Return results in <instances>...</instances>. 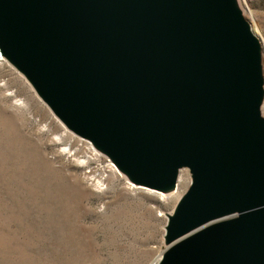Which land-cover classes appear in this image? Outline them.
I'll return each mask as SVG.
<instances>
[{
  "label": "water",
  "instance_id": "1",
  "mask_svg": "<svg viewBox=\"0 0 264 264\" xmlns=\"http://www.w3.org/2000/svg\"><path fill=\"white\" fill-rule=\"evenodd\" d=\"M251 30L228 0H0V51L72 134L134 185L189 170L161 264H264Z\"/></svg>",
  "mask_w": 264,
  "mask_h": 264
},
{
  "label": "rangeland",
  "instance_id": "2",
  "mask_svg": "<svg viewBox=\"0 0 264 264\" xmlns=\"http://www.w3.org/2000/svg\"><path fill=\"white\" fill-rule=\"evenodd\" d=\"M228 1L264 56V0ZM10 66L0 63V264H157L189 170L173 201L110 176L108 160L66 132Z\"/></svg>",
  "mask_w": 264,
  "mask_h": 264
},
{
  "label": "bare ground",
  "instance_id": "3",
  "mask_svg": "<svg viewBox=\"0 0 264 264\" xmlns=\"http://www.w3.org/2000/svg\"><path fill=\"white\" fill-rule=\"evenodd\" d=\"M236 6V5H235ZM240 12V11H239ZM241 13V12H240ZM251 33H253V31L251 30ZM253 35H255L254 33H253ZM256 36V35H255ZM259 44H261V41H260V39H259ZM260 49H261V51L258 53V55H259V61H260V69H261V74H262V77H263V80H264V56H263V50H262V47L260 46ZM2 61H4V62H6L9 66L11 65L18 73H20V75L24 78V80L29 84V86L32 88V90L34 91V93L36 94V96L38 97V99L40 100V101H42V103L50 110V108L46 105V103H44V101L41 99V97L39 96V94L37 93V91L35 90V88L32 86V84L30 83V81L26 78V76L21 72V71H19L14 65H12V64H10V62L6 59V57L2 54V52L0 51V63L2 62ZM10 66V67H11ZM264 88V87H263ZM263 105H264V99H263V101H262V108H263ZM50 112L52 113V115L55 117V115L53 114V112L50 110ZM261 114H262V111H261ZM56 118V117H55ZM56 120L61 124V126L64 128V130L66 131V132H68V133H70V134H72L57 118H56ZM72 135H74V134H72ZM63 136H66L65 134L63 135ZM75 136V135H74ZM77 137V136H76ZM77 138H79V137H77ZM79 139H81V138H79ZM81 140H83V141H85L86 143H88L89 144V146H90V148L95 152V153H97L96 152V148H95V146L92 144V143H90V142H87L86 140H84V139H81ZM101 154V153H100ZM96 155V154H95ZM94 155V153L93 154H91V153H88V156L86 157V159H89L90 161H93V160H95L96 158V156ZM102 155V154H101ZM105 157V159H107L108 160V163L110 164V165H106V172L107 173H109V175L110 176H113V177H116L117 175H116V173L121 177H123L124 176V172L119 168V166H117V165H115L114 163H113V161L112 160H109L110 158L109 157H106V156H104ZM88 160V161H89ZM113 166V167H112ZM115 169V170H114ZM180 173V172H179ZM177 174V178H176V182H175V184L174 185H170V186H168V187H166V188H163V189H157V190H153V189H150V188H145V187H143V186H141V185H134V184H132V183H130V182H127V180H126V182L128 183V185H130L131 187H133V188H142V189H146V190H150L151 192L153 191H156V192H161L163 195H166L168 198L169 197H171L170 199L173 201V200H175L176 199V197L178 196V194L182 191V189H184V187L186 186V184L188 183V175H187V173L186 172H182L181 174ZM179 175H180V177H179ZM109 177V176H108ZM106 178H107V176H106ZM111 178V177H110ZM123 178H125V177H123ZM108 179V178H107ZM103 181H105V178H103V179H99L94 185L96 186V188L98 189V191L100 190V188L103 186ZM93 182V181H92ZM91 184V183H90ZM178 186V187H177ZM176 189H177V191H176ZM179 197V196H178ZM180 202V201H179ZM178 205V204H177ZM177 205H176V207H175V209H174V211H173V214H174V212H175V210H176V208H177ZM173 216V215H172ZM171 215H170V217H172ZM162 261L163 260H160V261H158V263L157 264H161L162 263ZM156 263V262H155ZM154 263V264H155Z\"/></svg>",
  "mask_w": 264,
  "mask_h": 264
}]
</instances>
